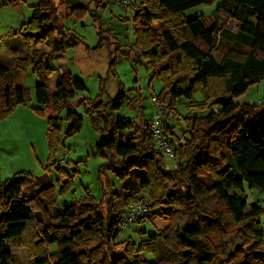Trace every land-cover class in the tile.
<instances>
[{"label":"trees","instance_id":"1","mask_svg":"<svg viewBox=\"0 0 264 264\" xmlns=\"http://www.w3.org/2000/svg\"><path fill=\"white\" fill-rule=\"evenodd\" d=\"M214 1L141 0L134 7L133 64L145 63L149 81L162 84L156 105L178 117L177 106L184 101L189 112L182 118L181 138L162 121L161 138L177 165L166 167L151 119L136 125L110 117L109 109L127 104L125 92L111 104L90 102L87 114L99 132L95 152L119 183L107 184V212L101 213L90 195L58 207L46 175L16 174L3 183L0 171V264H15L10 247L26 249L33 264H264L259 221L264 207L248 206L243 195L245 188L264 192V103L234 102L264 80V0H221L210 26L204 15H184ZM59 5L67 15L80 8L79 0ZM9 38L13 67L0 66V121L18 106H29L23 73L30 71L38 81L31 109L46 120L52 161L62 132L61 110L67 109V136L82 127L69 101L85 87L69 74L57 75L55 67L81 41L63 31L51 0H37L31 19L11 29ZM219 43L230 49L217 62ZM195 94L203 100H194ZM133 102L127 107L136 106V117L144 118L141 96ZM133 206L145 210L131 219L134 223L161 218L168 225L138 244L130 238L118 242Z\"/></svg>","mask_w":264,"mask_h":264},{"label":"rangeland","instance_id":"2","mask_svg":"<svg viewBox=\"0 0 264 264\" xmlns=\"http://www.w3.org/2000/svg\"><path fill=\"white\" fill-rule=\"evenodd\" d=\"M51 1L58 7V17L63 31L73 34L81 41L78 47L66 50L63 55L65 60L59 63L57 61L55 67L64 66L65 74H69L73 80L80 81L85 87V90L79 92L75 99L69 101V106L82 117V127L79 132L70 137L67 136V109L61 110L62 132L56 144L55 158L50 161L47 123L44 117L38 116L42 122L35 125L36 131L31 136L34 147H29L28 156L20 148L9 149L6 147V142L0 144L1 181L5 183L16 174H28L32 178L46 175L53 186L54 199L58 207L77 203L90 195L98 199L96 202L98 210L105 214L108 200L107 184L110 182L111 185L118 187L119 183L111 171L103 168L106 159L95 152L99 132L93 128L89 114H87L88 104L95 101H101L105 105L111 104L117 95L123 91L126 93L127 104L119 111L109 109L110 117L114 119L125 118L133 121L136 125H141L145 119H151L153 130L154 106L151 103V98H155L154 96L162 89V84L159 81H149L150 67L145 63L137 66L133 64L136 54V51L132 50V44L135 41L134 7L141 0H128L127 3L123 0H79L78 6L80 8L74 9L72 15H67L70 12L67 13L66 7L59 5L61 0ZM36 2L37 0H0V66L12 68L10 31L31 19L32 6ZM219 3L221 0H215L212 4L191 8L185 11L184 15H204L206 26H210L214 21L210 15ZM221 18L223 22L227 21V14L224 11ZM99 31H101L100 35L98 34ZM100 43L102 46L98 48ZM229 49L230 46L219 43L214 52L215 60L220 62ZM110 63L113 64L111 71L109 70ZM37 82V78L30 71H27L23 85L32 104H35L33 94ZM139 95L142 98L141 108L144 118L136 117L138 110L136 106H133L135 110L127 107ZM194 100L199 102L203 100V97L200 94H195ZM79 101L84 102V107L79 105ZM183 102L177 106L178 117L167 113L164 109L159 111L160 138L162 137L161 132L164 127L162 121L164 120L173 129L175 135L180 138L183 136L180 127L183 125L182 118L188 116L189 113L184 105L186 102ZM234 102L239 105L264 103V80L250 86ZM3 125L0 127V135L3 133V137L0 139L6 141L8 138H6L7 133L5 134L7 124ZM98 127L102 128L103 125L99 124ZM161 141L163 144L159 146L165 151V165L168 169H173L177 165V161L172 153L168 155V151L162 148L166 147L167 144L162 138ZM67 181L68 183L65 185ZM243 195L248 206L257 204L264 207V192L245 188ZM140 197L144 198L145 196L141 194ZM259 221L264 228V213L260 216ZM167 225L168 222L161 218L146 220L141 224L131 221L118 242L130 238L138 244L145 240L148 235L161 231ZM10 248L15 264H33V260L28 256L26 249ZM54 250L55 248H52L51 252ZM115 250L120 251L121 247ZM144 256L147 261H154L151 254H144Z\"/></svg>","mask_w":264,"mask_h":264},{"label":"crops","instance_id":"3","mask_svg":"<svg viewBox=\"0 0 264 264\" xmlns=\"http://www.w3.org/2000/svg\"><path fill=\"white\" fill-rule=\"evenodd\" d=\"M64 60L65 59L62 56V58L58 60V63ZM12 67H13V63H12ZM57 70H58L57 75L65 74L64 66L57 67ZM25 76H26V72L23 73V82ZM52 79L53 78H51V80ZM31 106H35V104H32L31 101L29 106L27 105L18 106L8 118H6L3 121H0V127L4 126L3 124H7L5 134L7 133L6 138L8 137L6 141L0 139V144L6 142L7 143L6 147H8L9 149L20 148L23 151V153H25L26 156H28V154L30 153L29 147L30 146L34 147L33 139L31 136L36 131L35 125L36 123L42 122L40 121V119H38L40 118L38 117L39 115H37L31 109ZM0 133H1V128H0ZM2 137H3V133L2 135H0V138ZM1 167L2 166L0 164V170Z\"/></svg>","mask_w":264,"mask_h":264},{"label":"built area","instance_id":"4","mask_svg":"<svg viewBox=\"0 0 264 264\" xmlns=\"http://www.w3.org/2000/svg\"><path fill=\"white\" fill-rule=\"evenodd\" d=\"M128 0H123V2L127 3ZM151 103L154 106V110H153V134L154 137L156 138V143L158 145H162L163 142L161 141L160 138V131H161V125L159 123V111L161 110V107H159L158 105H156L155 103V98H151ZM164 149H166L168 151V155H171V150L170 148L166 145V147H162ZM145 212L144 208L141 206H133L130 208L128 215L126 216V218L123 220L122 224H121V228L124 229L128 222L131 221V219H133L134 217L140 216Z\"/></svg>","mask_w":264,"mask_h":264}]
</instances>
